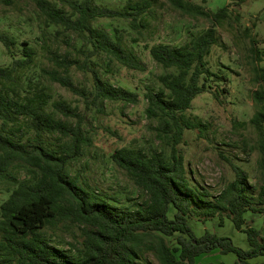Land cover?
<instances>
[{
	"label": "trees",
	"instance_id": "16d2710c",
	"mask_svg": "<svg viewBox=\"0 0 264 264\" xmlns=\"http://www.w3.org/2000/svg\"><path fill=\"white\" fill-rule=\"evenodd\" d=\"M33 1L48 23L61 25L83 40V46L76 48L83 56L80 60L67 54H51L50 61L56 68L46 74L52 81L83 96L88 107L104 100L137 102L136 92L100 76L96 58L104 54L127 68L144 70V66L127 49L117 30L111 34L94 26L93 21L114 17L137 21L149 7L147 0L127 3L122 8L96 5L93 0H59L69 6L70 12L50 0ZM171 1L183 12L209 19L211 25L182 45L157 43L149 47L153 60L170 69L158 76L162 88H148L143 95L146 116L159 120L160 126L154 129L166 140L169 155L165 158L161 151L146 153L132 147L112 152L116 165L147 194V200L132 209L118 208L112 198L81 184L79 176L69 172V164L91 144L83 127L85 117L63 99L51 101V106L64 119L46 111L51 95L44 88L22 94L18 72L33 63L35 50L24 43L22 54L15 56L16 39L0 32V42L11 57L9 65L0 66V182L15 184L0 204V264H145L143 253L148 250L161 264H225L200 259L214 250L233 253L232 264H264V237L245 218L248 211L264 212V87L252 92L256 109L251 122L260 137L256 149L261 154L262 171L256 200L252 202L248 193V173L226 157L234 177L214 197L187 173L178 144L183 141L185 129L204 128L201 120L186 115L193 99L207 88L218 98L219 89H213L207 81L226 80L224 74L207 67L206 57L219 42L216 26L228 17V6L210 11L186 0ZM64 42L70 45L68 39ZM253 50L259 56L260 51ZM72 65L90 77V88L75 86L69 73ZM257 79L264 81V66L258 69ZM20 118L33 131L31 138L16 136L15 124ZM51 132L62 139L57 146L44 138ZM15 162L27 165L30 180L17 181L10 171ZM213 220L218 226L229 220L235 229L244 231L248 248L206 227L197 233L195 224ZM65 223L79 225V246L70 243L76 250L55 247L44 233L46 227Z\"/></svg>",
	"mask_w": 264,
	"mask_h": 264
},
{
	"label": "rangeland",
	"instance_id": "374dc122",
	"mask_svg": "<svg viewBox=\"0 0 264 264\" xmlns=\"http://www.w3.org/2000/svg\"><path fill=\"white\" fill-rule=\"evenodd\" d=\"M53 4L70 12L67 4L50 0ZM141 0H93L96 5L122 8L125 4ZM149 7L137 21L125 18H99L94 26L106 29L122 38L127 49L137 55L144 70L132 69L111 60L104 54L96 58V68L104 80L125 87L138 95L135 103L104 100L98 106L85 104L83 96L72 93L58 82L52 81L47 71L56 68L50 61L53 53L69 55L80 60L82 55L76 48L83 46V40L73 31L61 25L48 23L33 0H0V32L13 36L17 44L13 47L15 56L22 54L24 43L35 50L33 63L18 72L17 83L22 94L35 88H44L51 95L46 111L58 118L51 101L66 100L84 115V130L91 139L77 160L71 162L68 170L78 175L79 182L88 185L101 194L112 198L118 208L132 209L137 203L147 200V194L139 188L125 170L112 160V152L121 147L142 148L146 153L153 149L161 151L165 158L169 146L165 139L157 136L154 129L160 126L156 118H148L144 93L148 88H162L158 76L170 71L158 64L149 54V47L166 43L172 47L187 42L193 34H198L211 25L209 19L195 13H186L171 0H147ZM203 5L206 10L215 11L228 6V17L216 26L219 42L211 47L206 57L207 67L226 76L225 81L209 80L213 89H219L214 98L209 88L198 94L192 101L186 115L201 120L204 128L185 129L183 141L178 144L183 155L184 166L194 183L217 196L222 188L233 179L234 174L226 161L240 165L248 173L249 195L255 202L262 171L259 165L260 152L256 149L259 134L251 122L255 113L252 92L264 87V81L257 79V71L264 66V0H186ZM68 39L70 45H66ZM260 51L259 56L253 50ZM11 63V57L0 42V66ZM69 73L76 87L90 88V77L72 65ZM204 79H201V82ZM225 87L226 91L220 89ZM168 92V91H166ZM20 118L15 124L16 136L24 140L33 136ZM44 138L57 146L62 139L55 132L45 133ZM222 154V155H221ZM23 162H15L10 171L17 181L30 180L32 174ZM15 186L8 181L0 182V204ZM245 218L252 227L259 229L264 237V212L248 211ZM197 233L206 227L219 235L230 236L243 249L248 248L244 231L235 229L229 220L218 226L217 220L207 224H195ZM47 239L57 248L76 250L79 246L80 228L77 224H61L46 227ZM145 264H161L151 251L143 253ZM261 258V257H260ZM203 262L224 261L232 264L234 254L214 250L200 258Z\"/></svg>",
	"mask_w": 264,
	"mask_h": 264
}]
</instances>
